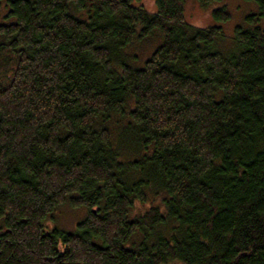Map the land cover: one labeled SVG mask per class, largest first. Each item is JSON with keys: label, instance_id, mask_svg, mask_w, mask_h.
<instances>
[{"label": "trees", "instance_id": "16d2710c", "mask_svg": "<svg viewBox=\"0 0 264 264\" xmlns=\"http://www.w3.org/2000/svg\"><path fill=\"white\" fill-rule=\"evenodd\" d=\"M186 1L0 0V264H264V0Z\"/></svg>", "mask_w": 264, "mask_h": 264}, {"label": "rangeland", "instance_id": "374dc122", "mask_svg": "<svg viewBox=\"0 0 264 264\" xmlns=\"http://www.w3.org/2000/svg\"><path fill=\"white\" fill-rule=\"evenodd\" d=\"M147 10L150 12L155 11L154 0H141L140 2ZM134 4H137L134 2ZM225 7L227 11L230 13V18L222 23H217L211 12L213 9ZM6 7L2 5L0 10V22L6 21L3 18V15L6 12ZM258 11V7L253 1L246 0H220L211 4L208 8H201L195 0H187L185 3V19L188 23L197 26V27H208L210 25L218 24L222 27L223 37L218 40L217 47L222 51L229 50L233 45V34L234 27L237 25L246 26V22L244 20L245 16L251 13H256ZM263 24V22H262ZM151 43V42H149ZM153 45L146 46L145 50H135L131 49V52L139 54L140 62L137 66L143 65V60L148 56V53L151 51ZM158 202V201H157ZM152 204L147 202L145 204L137 203L134 207V213H141L148 209ZM86 212L82 208H71V207H63L61 208L55 216V220L52 222H47L46 225L51 227L55 225L56 227L65 230L72 231L75 229L76 223L81 220L85 216ZM2 220H0V223ZM3 230L0 229V231ZM169 264H183L179 261L171 262Z\"/></svg>", "mask_w": 264, "mask_h": 264}]
</instances>
